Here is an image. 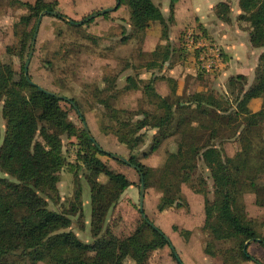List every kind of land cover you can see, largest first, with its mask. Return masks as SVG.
<instances>
[{
    "label": "trees",
    "instance_id": "obj_1",
    "mask_svg": "<svg viewBox=\"0 0 264 264\" xmlns=\"http://www.w3.org/2000/svg\"><path fill=\"white\" fill-rule=\"evenodd\" d=\"M175 1L170 0L166 18L152 0H120V5H126L129 10L126 21L131 29L129 38L139 36V44L142 43L146 29L150 23H155L165 42L149 53L151 60L143 65L147 69L162 70L171 58L168 29L174 21ZM22 6L28 13L20 17L19 23L25 26L46 10L62 16L57 11V0L50 3L36 0L33 5L22 3ZM238 6L241 12L238 21L248 24L251 46L263 49L253 84L248 89H244L247 78L237 75L227 82L230 95L237 91L231 104L227 97H217L208 91L195 92L183 101L178 100L172 80H167L169 94L161 96L155 90V79L144 82L128 76L122 91L141 92L143 102L153 109L116 108L100 99L110 119L101 133L112 135L117 142L125 144L130 152L128 161L140 169L145 187L156 173H160L161 197L156 206L159 213L186 207L182 194L184 184L193 193L203 196L205 219L201 229L207 238L205 254L214 256L209 247L215 244H229L222 250L223 264L243 261L262 264L248 254L245 244L249 240H260L256 243L264 247V238L255 231L238 197L245 191L250 192L255 195V206L264 208V185L257 179V173L264 168V139L259 135L264 124V108L252 113L247 107L250 100L264 97V0H239ZM217 8L218 14L227 20V4ZM76 25L69 24L71 28ZM125 41L131 43L122 39ZM106 83L114 85L108 79ZM0 99H3L2 114L6 120L5 138L0 147V172L14 179L10 181L0 176V264H124L126 259L134 264H147L150 254L165 246L170 247L176 264H183L165 235L146 216L142 217L143 212L139 211L141 219L128 236L119 237L104 229L108 211L132 184L124 175L109 170L97 157L107 153L93 145L84 129H76L68 120L67 113L59 105L64 100L39 91L25 76L17 80L12 67L1 61ZM78 111L82 116L80 120L85 122L79 107ZM221 116L233 120L235 125H220ZM46 125L51 126V131ZM148 130L154 133L148 152L142 154L144 158L157 152L169 139H173L176 146L174 152L167 153L157 170L144 166L133 155L149 138ZM224 131L230 133L226 139L237 138L239 150L232 157L224 151L223 137L215 141ZM63 133L79 141L76 164L107 179L106 183H100L86 177L90 185L92 244L82 243L71 231L60 232L69 229L72 218L81 214L79 190L66 211L48 208V200L53 201L57 196L58 173L65 166L60 137ZM252 138L259 140L254 142ZM199 163L209 172L212 181L211 202L207 199L203 179H199V185L193 182ZM259 193L263 194L262 198L258 197ZM173 230L178 231L175 226ZM179 233L184 238L189 235L187 230Z\"/></svg>",
    "mask_w": 264,
    "mask_h": 264
},
{
    "label": "rangeland",
    "instance_id": "obj_2",
    "mask_svg": "<svg viewBox=\"0 0 264 264\" xmlns=\"http://www.w3.org/2000/svg\"><path fill=\"white\" fill-rule=\"evenodd\" d=\"M36 0H0V61L10 65L15 72V77L20 80L24 77V65L30 50L34 26L38 17L33 18L28 26L19 23L21 16L27 14V10L22 3L33 5ZM43 3H50L53 0H41ZM115 5V0H112ZM169 0H162L163 6L168 5ZM185 2L195 13L201 16V20L208 21L211 15L207 10L206 0H189ZM110 0H57V11L68 19L79 22L86 17L109 8ZM94 9V10H93ZM186 22L193 20L192 11L188 12ZM111 20H104V16H98L89 24L76 25L71 28L70 23L63 19L46 15L41 19V23L36 36L34 49L28 64V75L32 82L47 91L62 95L77 103L84 116L88 129L100 148L110 154L121 156L128 160L130 152L124 143L117 142L112 135L101 133V128L110 124V119L106 117L107 108L99 102L105 99L109 106L135 110L138 108L153 109L142 100L139 92H123L125 79L128 75L135 81L137 77L147 78L149 72L144 68V63L149 62V53L145 54L139 44V36L129 38L131 29L127 26L125 18L129 15L126 5L107 13ZM203 17V18H202ZM109 19V18H106ZM119 21L120 25L115 24ZM171 33V34H170ZM173 36L169 30V36ZM158 35L153 28L148 29L147 37L143 44V50H150L158 41ZM128 39L132 43L122 42ZM180 40V38H178ZM181 41V40H180ZM239 55V53H238ZM232 58L235 56L231 54ZM238 58L249 59L246 49H241ZM232 59L229 60V73L236 75L241 70L238 66L230 67ZM143 66V67H141ZM140 67V68H139ZM238 67V69H237ZM219 72L205 73L200 70L193 71L192 78L185 80L182 94L178 95V100L186 101L190 95L199 88L203 91L211 92L217 97H227L230 104L237 96V91L233 95L227 89L228 79L219 80ZM228 72V71H227ZM154 75V74H152ZM169 75L165 69L157 72L154 83L157 91L161 94L168 93V85L163 79ZM111 80L113 86H109L106 81ZM254 80H249L244 89H248ZM203 87V88H202ZM110 97V98H109ZM264 99V97L262 98ZM62 110L67 113L68 120L76 127L83 129L82 121L71 105L66 101L59 103ZM264 107V106H263ZM3 99H0V147L5 138L6 120L2 114ZM135 119V118H134ZM220 125L232 126L235 122L226 116L219 118ZM51 131V126L46 125ZM154 130H148L149 138L143 146L136 149L133 155L146 167L157 170L164 163L167 153L174 152L176 149L173 139L166 141L160 149L143 157L150 147L151 136ZM229 131H224L216 136L215 141L224 140L223 148L227 156L232 157L239 150L237 138L226 139ZM260 137L264 139V124L260 128ZM62 144V154L65 159V166L58 173L59 183L57 184V196L52 201L48 200V208L57 212L66 211L74 201L77 190L80 192L81 214L72 218L73 224L67 230L71 231L84 244H92L94 237L91 232V207H90V185L87 176L97 179L100 183H106L107 179L103 175L88 172L85 168L76 164V157L80 151V145L76 137H68L65 133L60 135ZM38 140L41 141L40 138ZM254 142L259 138H252ZM97 157L114 173L122 174L131 182L119 197L117 202L107 213L104 229H108L114 235L125 237L131 234L141 219L139 212V175L131 167L119 163L107 155H97ZM0 176L14 181L13 178L0 172ZM160 173L147 183L144 190L143 213L169 240L171 247L183 264H223L222 250L228 248L229 244H215L209 247L214 252V256L204 253L206 236L201 229L202 210L204 198L199 194L193 193L188 186L182 185V194L186 201V207L172 209L159 213L156 206L161 197L158 189ZM199 179H203L206 184L207 199L211 202L212 181L209 172L203 167L202 163L193 175L194 185H199ZM258 181L264 185V168L257 173ZM259 198L263 197L259 193ZM243 205L246 216L252 220L255 231L264 238V208L255 206V195L250 192H243L238 197ZM173 226L178 231L173 230ZM189 230L187 238L180 235L179 231ZM248 254L252 255L260 263L264 264V247L257 243H250L247 247ZM124 264H134L130 259H126ZM37 264H45L39 262ZM147 264H176L171 256V249L163 247L150 254ZM239 264H254V262H240Z\"/></svg>",
    "mask_w": 264,
    "mask_h": 264
},
{
    "label": "crops",
    "instance_id": "obj_3",
    "mask_svg": "<svg viewBox=\"0 0 264 264\" xmlns=\"http://www.w3.org/2000/svg\"><path fill=\"white\" fill-rule=\"evenodd\" d=\"M155 5H157L163 14L164 17H168L169 11H170V0L167 7L163 6L161 1L162 0H152ZM192 3L189 0H176L173 6V24L169 26L168 29V43L170 45L171 50V58L169 62L165 63L164 68L166 71L169 72V75L162 76L160 79H163L168 85L167 80H172V83L176 86V94L177 98L179 94H182L183 86H184V79H190L193 75V71L195 72L197 69L196 62L194 58L189 55L184 49L180 53L178 51L180 48H183V34L187 29L193 28L196 31L203 34L205 37H207L209 40H211L213 43L217 44L223 52V59H224V66L219 72L220 75L218 77L219 80L221 79H230L231 77L237 76V75H243L247 78L248 82L249 80H254V72L255 68L259 61V56L263 52V49H257L253 48L250 43V36H249V27L247 23L238 21V17L240 16L241 12L238 6L239 0H206L207 3V10L209 15H211V18H208V21L202 19L201 16H195L198 15L195 13V9L192 10L188 5H185V2ZM113 1L110 0L108 7L112 6ZM220 4H227V13L225 14L228 18L227 20H224L220 14H218V5ZM94 10V9H93ZM192 11L191 17H193L190 22H186L185 19L188 17V12ZM64 16V15H63ZM187 17V18H186ZM109 18V19H106ZM203 18V17H202ZM128 17L125 18L127 21ZM104 20H111L110 17H104ZM120 25L119 21L116 19V23ZM122 26V25H120ZM128 26V25H127ZM153 28L156 34L158 35L157 43L150 49V50H143V44L147 37V31L150 28ZM129 27V26H128ZM169 30L172 32L173 36H169ZM171 34V33H170ZM180 38V40L178 39ZM165 42L161 40V33L159 30V27L155 23H150L148 28L146 29L142 44H141V50L143 53H151L156 46L160 44H164ZM241 49H246L247 53L249 54V59H243L238 58L240 55ZM184 52V53H183ZM239 53V55H238ZM231 54H233L235 57L232 58ZM232 59V64L230 67H236L238 66L241 68V70L236 75H230L229 73V60ZM141 70H146L149 72L147 75V78L144 79L140 76L137 77V80L142 81H148L150 79H156L158 69H147L146 67L140 68ZM162 69V70H163ZM228 71V72H227ZM154 74V75H152ZM130 76V75H128ZM127 76V77H128ZM126 77V78H127ZM126 80V79H125ZM156 83V82H155ZM154 83V87L156 92L161 96H166L169 94H161L157 91L156 84ZM169 88V85H168ZM203 88V87H202ZM204 89L199 88L196 92H202ZM137 92V91H136ZM139 92V91H138ZM141 94V92H139ZM264 106V99L262 98H255L250 100L247 107L252 113H256L260 111ZM202 210V222L200 224L201 228L204 224V206L201 207ZM185 230V229H184ZM189 231L188 229H186ZM206 236V235H205ZM256 243V242H253ZM258 244V243H257ZM248 247V246H247ZM252 256V255H251ZM246 262V261H243ZM255 264V263H254ZM263 264V263H262Z\"/></svg>",
    "mask_w": 264,
    "mask_h": 264
},
{
    "label": "water",
    "instance_id": "obj_4",
    "mask_svg": "<svg viewBox=\"0 0 264 264\" xmlns=\"http://www.w3.org/2000/svg\"><path fill=\"white\" fill-rule=\"evenodd\" d=\"M119 5H120V0H115V5L113 7H110V8L101 10V11H98V12H96V13L88 16V17H86L85 19H83L82 21H79V22H74V21L68 19L67 17H65L63 15L61 16V15L57 14L56 12H52V11H48V10L41 12L40 15L38 16L37 21H36L35 29H34V32H33V36H32L31 43H30L29 54H28V57L26 59L25 65H24V75H25V78H26V80L28 81V83L30 85L36 86L39 89V91L45 93L46 95L55 97L56 99H59V100L68 101L69 104L73 107V109L78 113V116H79L80 119H82V116H81L80 112L78 111V107L76 106V104L73 101H71V100L63 97L62 95H59V94H56V93H53V92H50V91L45 90L44 88H42V87L38 86L37 84H35L34 82H32L29 79V77H28V64H29V61H30V58H31V55H32V52H33V49H34V45H35V41H36V36H37L38 29H39V26H40V23H41V19L44 16H46V15L53 16V17H58L59 16L61 19L67 21L70 24L83 25V24L87 23L88 21H90V20H92V19H94V18H96L98 16H104L105 14H107L109 12H113V11L117 10L118 7H119ZM82 125H83V129H84L86 135L92 141L93 145H95V147H97L99 150H102L100 148V146L97 144V142L94 140V138L92 137V135H91V133H90V131L88 129V126H87L86 122L83 121L82 122ZM107 155L109 157H111L112 159L117 160V161H119V162H121V163H123V164H125V165H127L129 167H131L132 169H134L138 173V175L140 177V185H139V194H140V196H139V211L142 213L143 212L142 206H143V199H144L145 184H144V177L141 174L140 169L137 166L132 165L127 159H125V158H123L121 156L114 155V154H110V153H107ZM142 217H145V215L142 214ZM164 237H165V239L167 241H169L166 236H164ZM259 241L260 240H249L248 242H246L245 247L247 248V246L250 243H252V242H259Z\"/></svg>",
    "mask_w": 264,
    "mask_h": 264
},
{
    "label": "built area",
    "instance_id": "obj_5",
    "mask_svg": "<svg viewBox=\"0 0 264 264\" xmlns=\"http://www.w3.org/2000/svg\"><path fill=\"white\" fill-rule=\"evenodd\" d=\"M183 48L194 58L197 69L202 72H218L224 66L222 49L193 28L184 32Z\"/></svg>",
    "mask_w": 264,
    "mask_h": 264
}]
</instances>
